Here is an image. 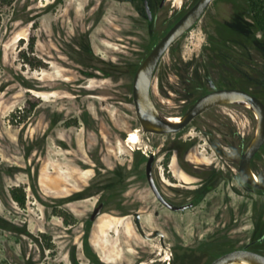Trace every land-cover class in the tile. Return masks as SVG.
Here are the masks:
<instances>
[{
  "label": "rangeland",
  "instance_id": "rangeland-1",
  "mask_svg": "<svg viewBox=\"0 0 264 264\" xmlns=\"http://www.w3.org/2000/svg\"><path fill=\"white\" fill-rule=\"evenodd\" d=\"M137 1L123 13L108 0H0V264H96L92 254L99 264H116L130 248L116 231L132 230L116 216L133 207L114 196L90 225L99 190L82 189L111 177L141 181L133 167H143L150 153L158 180L177 184L180 199L197 201L183 214L189 232L192 223L210 225V258L260 239L264 193L246 191L238 177L240 154L256 130L250 110L216 106L176 134L143 132L132 101L134 73L197 0H169L153 24ZM208 79L264 102V38L247 0H213L166 51L152 85L157 109L184 114L197 86L209 90ZM131 133L137 143L127 142ZM252 170L264 181V145ZM14 187L23 188L24 207L12 201ZM218 204L225 207L221 232L212 227ZM219 234L225 241L214 246Z\"/></svg>",
  "mask_w": 264,
  "mask_h": 264
},
{
  "label": "flooded vegetation",
  "instance_id": "flooded-vegetation-1",
  "mask_svg": "<svg viewBox=\"0 0 264 264\" xmlns=\"http://www.w3.org/2000/svg\"><path fill=\"white\" fill-rule=\"evenodd\" d=\"M168 2L169 0H141V2L139 0L137 1L136 7H140L141 3V9L145 14L147 22L153 24L158 20L157 13L165 9L168 6ZM108 3L110 8L115 9L117 12L125 13L130 12L132 0H108ZM147 9L150 12V18L147 14ZM214 87L217 88L215 84ZM210 90L209 87V90H206L205 93ZM219 146L224 147L223 144H219ZM213 148L215 153L216 151L221 153V150H218L216 145H213ZM151 154L154 155L152 166L153 186L157 189L161 198L156 197L154 194L152 184L148 181L146 175V162ZM150 155L144 158L145 164L143 167H133L135 176L140 177L141 181L124 180L114 182L110 180L113 179L111 177L101 182L90 181L86 187L82 189L84 191H90L91 188L95 187L99 190L97 193L98 201L94 208L101 205L100 215H102L108 209L107 207L113 203L114 196H117V200L122 204H128L129 207H133L126 210L127 214H123L124 212L122 211L116 216L117 219L120 220L128 219V222H130L132 226V230H118L116 233L118 234V243L129 246L130 248H125V251L130 252L133 250L135 255L131 257L128 253L121 252L120 256H118L119 261L116 264H210L214 258L228 252H217V255L210 258L211 243L208 233L210 225L206 223L201 225L196 224L195 229L194 224L191 222L192 231L189 232V229H187L189 223L186 222L188 218L187 215L183 213L193 209L197 201L195 199H180L177 184L164 181L160 182L154 171L155 154L150 153ZM93 165L95 168H93L92 171L96 174L97 165ZM129 168L132 167L130 166ZM131 172L132 171H128V174ZM240 186L248 192H258V190H252L241 180ZM143 201H145L144 205H142ZM186 204H191V206L182 211H176L172 208L173 206H182ZM218 206L219 212L217 215H214V222H217V224L213 222L214 224L212 223V227L214 230L221 232V230L224 231L226 227L225 222L221 224V218L225 215V207L222 209L220 204H218ZM94 208L87 218V222H89L90 225H93L100 216L99 215L94 221L90 220ZM142 208L146 214H142ZM134 213H139L140 215L139 219L142 232L136 228ZM149 220L155 225L152 229H149ZM206 225H208L207 228ZM201 227H204V229H201ZM89 229L90 228H86L84 233L90 234ZM128 234L129 237H126ZM217 241L216 244L214 243V246H220L225 240L224 237L219 234ZM261 243L262 240L258 239L235 249H245L264 256V248L260 247ZM86 254L89 256L88 253ZM91 258L94 263L99 264L95 255L92 254Z\"/></svg>",
  "mask_w": 264,
  "mask_h": 264
},
{
  "label": "water",
  "instance_id": "water-1",
  "mask_svg": "<svg viewBox=\"0 0 264 264\" xmlns=\"http://www.w3.org/2000/svg\"><path fill=\"white\" fill-rule=\"evenodd\" d=\"M213 0H197L184 12L173 25L161 36L149 53L137 67L132 79V101L138 122L144 133L153 135L176 134L189 125L196 117L216 107L234 103L248 104L256 120L255 134L240 154L238 177L252 190L264 192V181L257 178L252 170V161L264 145V102L256 95L241 89L215 88L209 79L210 91L198 97L184 114L177 116L179 121L169 122V116L162 115L156 107L152 96V85L157 65L166 51L185 33L193 28L205 13ZM150 18V12L147 9ZM176 117V116H175ZM154 155L146 162V175L152 184L156 197L161 198L153 186L152 166ZM171 206V205H169ZM191 204L173 206L176 211H182ZM101 214V205L94 208L90 220L94 221ZM136 228L142 232L139 213H134ZM264 264V256L245 249H233L214 258L210 264Z\"/></svg>",
  "mask_w": 264,
  "mask_h": 264
},
{
  "label": "trees",
  "instance_id": "trees-1",
  "mask_svg": "<svg viewBox=\"0 0 264 264\" xmlns=\"http://www.w3.org/2000/svg\"><path fill=\"white\" fill-rule=\"evenodd\" d=\"M251 13L253 14V22L256 26V30L260 32L264 38V0H247ZM196 95L193 98V102L205 93L203 86L196 87ZM258 97V96H257ZM37 106L36 103H30V108L34 109ZM168 157L165 160L167 164ZM259 192V191H258ZM263 193V192H261ZM10 197L19 207H24L26 204V195L22 187H14L10 190ZM260 239L264 242V229L261 231Z\"/></svg>",
  "mask_w": 264,
  "mask_h": 264
},
{
  "label": "bare ground",
  "instance_id": "bare-ground-1",
  "mask_svg": "<svg viewBox=\"0 0 264 264\" xmlns=\"http://www.w3.org/2000/svg\"><path fill=\"white\" fill-rule=\"evenodd\" d=\"M245 107H249L248 104H244ZM169 122H175L177 123L179 121V117H170L166 119ZM128 143H137L138 142V136L136 133H131L127 139ZM246 264V263H242Z\"/></svg>",
  "mask_w": 264,
  "mask_h": 264
}]
</instances>
